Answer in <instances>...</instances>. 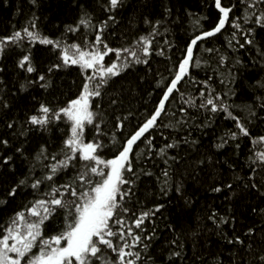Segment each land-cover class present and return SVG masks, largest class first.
Listing matches in <instances>:
<instances>
[{
    "label": "snow or ice",
    "instance_id": "snow-or-ice-1",
    "mask_svg": "<svg viewBox=\"0 0 264 264\" xmlns=\"http://www.w3.org/2000/svg\"><path fill=\"white\" fill-rule=\"evenodd\" d=\"M27 3L0 27V264H264V0Z\"/></svg>",
    "mask_w": 264,
    "mask_h": 264
},
{
    "label": "trees",
    "instance_id": "trees-1",
    "mask_svg": "<svg viewBox=\"0 0 264 264\" xmlns=\"http://www.w3.org/2000/svg\"><path fill=\"white\" fill-rule=\"evenodd\" d=\"M11 3L13 5V7L9 8V9H3L0 8V27H3L4 24H7L11 21L15 20V16H14V12H15V6L16 5H20L24 11H27L28 9V3L27 0H11ZM189 3H191L193 5V9L192 10H196L195 9V5L198 3V0H189ZM70 20V15L68 17H66ZM204 59H207V57L205 56ZM213 67H215V63L213 62ZM208 71L209 74L212 73L211 69H206ZM204 71L205 69H201L199 70V77L198 78H203L204 77ZM226 75V73H225ZM71 78H69L70 80ZM215 82L218 85L219 83V76H217L215 78ZM211 137H206L204 140L205 144H208L210 141ZM210 195V194H209ZM211 203L213 205V207L216 208L217 211H220L222 205H221V201L220 200H205L204 197H201V204H208ZM161 227H163V225H161ZM208 244L211 245L212 244V240H208ZM190 246V245H189ZM214 247V246H213ZM226 254V253H225ZM205 257H208L209 254L208 252H204Z\"/></svg>",
    "mask_w": 264,
    "mask_h": 264
}]
</instances>
